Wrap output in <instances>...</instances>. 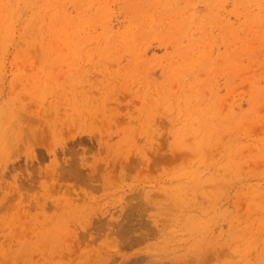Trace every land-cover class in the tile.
Here are the masks:
<instances>
[{
  "label": "rangeland",
  "instance_id": "rangeland-1",
  "mask_svg": "<svg viewBox=\"0 0 264 264\" xmlns=\"http://www.w3.org/2000/svg\"><path fill=\"white\" fill-rule=\"evenodd\" d=\"M0 264H264V0H0Z\"/></svg>",
  "mask_w": 264,
  "mask_h": 264
}]
</instances>
